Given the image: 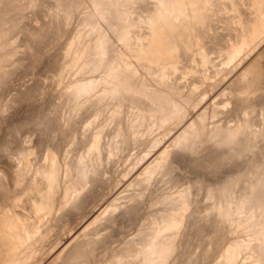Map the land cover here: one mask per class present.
Here are the masks:
<instances>
[{"label":"rangeland","instance_id":"rangeland-1","mask_svg":"<svg viewBox=\"0 0 264 264\" xmlns=\"http://www.w3.org/2000/svg\"><path fill=\"white\" fill-rule=\"evenodd\" d=\"M9 1L7 0L12 6L16 5L17 7H11L8 17L4 20L5 24H0V30L10 26L8 30L10 35L6 32L7 30L3 29L7 35H4L5 40L4 38H2L3 41L0 39V45L1 42L3 44L0 46V250L3 247L4 235L8 233L10 237L15 239L13 240L14 245L17 244L18 250L21 247V250H23L21 253L24 252L21 256V258L24 257V260L19 259V257L14 258L16 255L20 256L21 254L19 251L15 252L14 249L17 246H14L15 248L12 249L14 250L12 251L13 256L10 254L13 260L9 256L8 261L10 259L13 263L16 259V263L13 264H43L46 259L44 257L48 255L46 253L48 250L55 247L51 254L56 251L53 256H57L60 252L59 246L57 247L58 242L79 230L80 223L81 225L85 223L84 226L87 225L92 219L90 215L93 211L99 213L110 203V192L113 188L112 185L116 183V179L119 180L120 177H125L126 172L128 174L131 172L130 169H135L134 166L138 165L137 161L140 163L142 160L140 157L147 154L151 145L160 135L167 136L180 129L182 125L178 127V123L184 122V119H187L193 112L189 108L194 110L195 104L201 97L206 96V93L209 94L208 91L211 94L212 89L216 90L220 87L222 85L220 82H225L226 76L231 72L230 69L233 70L232 65L237 64H234V62L242 60L244 56H241L242 59L239 57L240 59L236 58L235 61L233 60L234 62H226L225 64L229 46L225 44L223 47H226L227 50H224L223 44L217 42L218 45H216L217 43L210 42L211 45L207 44L205 46L207 56L210 54L208 56L210 63L208 64L207 61L206 65L208 67L205 69L206 65L203 68L202 65L198 66L199 64L197 65L192 60V58L198 60L199 56L197 55L199 54L196 51L200 48L194 45L191 48L183 47V50L184 48L185 50L183 51L181 48V54L179 52L182 55L180 56V63L176 61L178 65L175 62L170 64L172 66L170 69L169 67L164 69L165 66L170 65L163 63V67L162 62L158 63L160 67L156 63H154L155 67L150 63L146 65L140 63L138 65L140 66V75L135 78H139L140 82H144L143 86L147 87L145 90H143V86L139 85V88H135L127 83L117 93L109 90V88L118 85V79L123 74L118 67L122 66L125 61L126 63L127 61L130 62L131 59V57L127 58L126 56L128 54L133 55V60L137 55L136 53H138V50L134 53L137 46H134V43L139 44L137 41L147 29L146 23L143 27L140 24L143 14L150 11L148 0H121L114 3L117 8L120 7V10L116 9L117 11L121 12L125 9L124 12L128 13L129 16L126 22L130 21L128 26L130 33L128 31V35H126L128 38L122 36L121 29H124V22L121 19H114L113 16L116 12L112 13L110 11L105 27L109 31L106 40L112 39V42L107 41L102 48L94 42L96 38L94 31L89 30L92 25H90L91 20H88L89 16H87L88 13L90 15L88 0L87 4L86 0H40L37 8L27 9V11L25 7L23 8L27 0ZM127 2L128 4H126ZM134 2L138 3L137 6ZM70 3H72V6ZM83 8L86 10H83ZM131 10L132 13L129 14L128 11ZM35 18L36 21L39 20L41 28L40 26L36 28ZM41 23H43V26ZM39 28L40 30H38ZM217 33L218 36L222 35L221 32ZM121 36L122 39L123 37L125 40L130 39L128 44L133 45L130 46V53L125 50L129 46L126 43L128 40L126 42L123 41L124 39L116 40ZM71 41L74 42L73 47H70ZM2 46L4 47L2 48ZM89 46L90 48H88ZM216 46L222 48H219L221 52ZM13 47L15 48L12 49ZM122 47L126 52L121 51ZM104 50H107V52ZM113 50H116L117 53ZM118 50H120V54ZM92 51L95 53L93 54ZM15 53L18 54L14 55ZM83 53L87 55L85 56ZM104 53H106V57ZM82 56L83 60L85 58L84 61L81 59ZM219 57L223 62H220ZM97 58L98 61L95 60ZM118 63L121 65L119 64V66ZM143 65L145 67L151 65L150 67L153 66V69L150 68V71L147 72L148 67L145 69ZM174 66H176V70ZM225 67L226 72H224ZM201 69L206 76L202 75ZM204 70H207L208 74L204 73ZM143 72H145V76ZM126 74L128 73L124 72V75ZM141 74L143 75L141 76ZM124 75L123 78H127ZM219 76L222 77V80ZM224 76L225 79H223ZM205 77L206 79L208 77V80ZM215 79L220 80V82ZM236 79L234 80L235 83L230 84V87L228 86L224 92L222 91L223 88L221 89L223 95H221V91L220 93L217 92L218 97H216L217 94L213 97L214 102L203 113L204 115L202 114L196 121L199 123L201 121L200 127H202L198 128L197 136H194L195 134L191 135L192 137L189 136V139L192 140L193 136L197 138L199 134L204 136L207 133L205 139L199 135V138H193L195 139L193 141L184 140L185 144L182 142L174 143L176 146L172 144L173 147H171L174 148L175 154L171 153L173 155L170 154L168 159L162 158L164 162L162 160L161 162L155 161L152 166L156 171L153 174L144 172L143 176L139 178L142 181L138 179L143 186L140 182L138 183L137 179L130 182L132 190L131 187L127 186L130 189L126 188L123 198L118 199L119 202L122 201V208H118L117 212L109 210L110 213H114L112 215L109 212L102 214L85 231L83 230L84 232H81L51 264H123L124 261V264H128V262L130 264L131 260L132 264H150L147 256L140 257L137 259L138 261L134 262L131 254L135 250L137 251L144 241L156 238L154 231L157 228H162V231H164L159 236L162 240L159 238L156 242L159 248L161 246L163 248L165 242H167L166 245L172 240L174 242L175 239L172 237L177 240L172 244V250L170 249L172 254L167 249H161L162 254L165 253L163 254L165 257L170 255L167 258L168 260L165 258L167 260L165 262L168 264H216L220 255L231 242L237 243L236 241H239L236 240L237 238L241 239L245 236L242 227L236 229V222L234 221L237 220L235 216H238L241 212L244 213L242 210L245 208L238 210L240 204L236 197L240 194L254 192L258 186L262 188L261 193L264 192V91L261 94L254 93L246 96L239 93L241 81L239 77ZM149 81H152V83H147ZM236 81H239V84ZM205 88L207 91H205ZM227 90L228 93L225 95ZM185 91L188 92L186 95ZM244 96L247 98L246 100ZM174 97L180 98L176 99ZM227 100L230 101V104ZM176 103L178 104L176 105ZM191 117L192 115L189 119ZM207 118L208 120L205 121ZM239 125L241 135L237 138V140L239 139L236 143L238 145L234 143L235 147L233 144L231 145L233 142L225 140L222 135L219 138V134L224 133L226 129L229 130V127L232 129V126L236 128ZM121 133L123 134L121 135ZM213 133L216 134L215 137L218 135L216 140ZM100 134H103L102 137ZM96 137L98 139L101 137L100 139H103V141L96 144L97 151H94V149L91 151L90 147L95 143ZM211 137H213V140ZM200 138H203V140L201 141ZM237 140L233 141L236 142ZM245 141L251 143H245ZM253 141L257 145L252 144ZM191 142L194 143H192L194 147H192ZM241 142L245 144V147ZM246 146L250 149L248 150ZM186 148L192 150L188 149L187 151ZM193 148H196V150ZM198 148L199 150H197ZM246 149L248 151H245ZM165 162L166 164H163ZM156 163L163 164V166L161 165L163 169L162 167L157 168L159 166ZM81 165L89 166L87 168L88 179L84 180L85 182L88 181L87 183L83 180L73 181L85 168ZM132 167L134 168L132 169ZM124 170L127 171L124 172ZM144 175H148L150 178L146 179ZM154 175L156 179L152 180ZM120 179L123 180V178ZM147 180L148 182H146ZM260 181L262 186L259 185ZM136 183L138 184L136 185ZM145 183L150 185L146 187L147 184L145 185ZM107 188L110 189L107 190ZM141 188L142 191H140ZM129 190L134 191L129 192ZM138 193L139 195H137ZM132 195H134V198ZM232 195L237 196L234 198ZM130 197H132L131 200L127 202ZM232 198L236 199L235 202L239 205L235 203L237 204L235 206ZM130 201H132V205H130ZM227 207H229V212L230 209L234 208V210H231L233 213L230 214L239 213L234 216L229 215ZM249 208L246 206L248 212L246 210L244 215H240L242 219H249ZM224 211L227 213H224ZM223 213L226 216H223ZM177 215L178 217L183 216L182 219H185L184 223L186 225L183 223V228L176 225L178 224L177 219H175ZM222 216L223 218H221ZM163 221L164 223H162ZM170 222H174V224ZM170 225H172V228H170ZM226 229L227 231H225ZM229 229L233 233L230 231L229 233ZM1 230H6V233H1ZM165 239L167 240L165 241ZM176 242L177 250L175 247ZM133 243L135 245L139 244L134 247ZM173 249H175V253H173ZM247 250L248 252H246ZM120 253L122 255H119ZM250 259V249L246 248L235 253L232 257H226L221 264H248L247 262L251 261ZM17 260H21L22 263L21 261L17 262ZM165 262L164 264H167ZM4 263H7V261ZM4 263H1L0 260V264Z\"/></svg>","mask_w":264,"mask_h":264},{"label":"bare ground","instance_id":"bare-ground-1","mask_svg":"<svg viewBox=\"0 0 264 264\" xmlns=\"http://www.w3.org/2000/svg\"><path fill=\"white\" fill-rule=\"evenodd\" d=\"M9 1V0H8ZM21 1H23V0H21ZM43 1V0H42ZM59 1V0H58ZM83 1V0H82ZM89 1V3L88 4H90V6H89V8H90V15H88L87 14V16H89V18H88V20H91L90 21V25H92V27L90 26L89 27V30H91V31H94V33H95V40H94V42H96L98 45H100L101 46V48L102 47H104V45H105V43L107 42V41H110V42H112V39L110 40H106V37H108V28L106 29V27H105V22H106V20H108V17L110 16L109 14H110V11H112V13H114V12H116L115 13V15L113 16L114 17V19H121V21H123L124 22V24H123V28L124 29H121L122 30V32H123V35L122 36H126V35H128V26H129V22H126V19H127V17L129 16L128 15V13L127 12H124L125 11V9H123L124 11H121V12H119V11H117L116 9H119L120 10V7L119 8H117V5L115 6V2H118V1H121V0H88ZM87 0H86V4H87V2H88ZM123 1V0H122ZM129 1V0H128ZM132 1H136V0H132ZM10 2V1H9ZM12 2H13V0H12ZM40 2V0H27V2H26V4L23 6V8L25 7L26 8V11H27V9L28 10H30L31 8H37L38 6V3ZM15 3H16V1H15ZM20 3V2H19ZM56 3H57V1H56ZM65 3V2H64ZM83 3V2H82ZM81 3V4H82ZM135 3V2H134ZM141 3H143V2H141ZM150 3V4H149ZM13 4V3H12ZM16 4H18V3H16ZM71 4V6H72V3H70ZM75 4V3H74ZM113 4H114V6H113ZM121 4V3H120ZM125 4V3H124ZM126 4H128V2L126 3ZM132 4H133V2H132ZM138 4V3H137ZM137 4L135 3V6H137ZM139 4H140V1H139ZM144 4H145V2H144ZM148 9H149V6H150V11L148 12V13H142L143 14V18L141 19V17L139 18V21H140V19H141V24L140 25H142L141 27H143V25L146 23L147 24V27L146 26H144V27H146L147 29H145V33L143 34V35H141V39L139 38V41H137L139 44H136V43H134V46L135 45H137L136 46V50L134 51V53L135 52H137V50H138V53H136L137 55H136V57H134V59L132 60V56L133 55H130V54H128L126 57L128 58H130L131 57V59H130V62L129 61H127V63H126V61H125V63L122 65V66H120L121 64L120 63H118V65L120 66V67H118V69H120L121 71H122V73L123 74H121L122 76L121 77H119L120 79H118V85L117 86H112V87H108L109 88V90H112V91H114V92H117L118 93V91H120L119 89H121L122 87H124L125 85H127V83L129 84V85H131L132 87H135V88H137L139 85L142 87L143 86V81L142 82H140V79L139 78H135L136 76H138V75H140L139 74V67L140 66H138L140 63H143V64H153V66L155 67V65H154V63H156V64H160L161 62H162V65H163V63L164 64H173L174 62H175V64H177L178 65V63H180L179 62V60H181V57L180 56H182V55H180L181 54V52H180V50H181V48H182V50H183V47H190L191 48V46H196L197 48H200V49H198L196 52L199 54V55H197L196 53V55L197 56H199V58H197L198 60L196 61V59H194V58H192V60H194V62L198 65V66H200V65H202L203 66V68L205 67V65L207 64V61L209 60L208 59V56H210V54L207 56V52H206V50H205V46H207V44L208 45H211L210 44V42H212V43H219V44H223L222 45V47L223 46H225V44H226V46H229V48H228V53H226V61H225V64H226V62H231V61H233L234 59H236V58H238V59H240L241 58V56H244V57H242L241 59L242 60H236L237 62H234V64L235 63H237L235 66L234 65H232L233 67H231V68H233V70H231L230 68V74L228 75V76H226L227 78L225 79V76H224V78L223 79H225V82H223V83H221L220 82V80H222V77H220V80H218L219 79V77H218V79H215V80H218V82H220V84H222L220 87H218V88H216V90H214V89H212V93L210 94V91H208L209 92V94L208 93H206L205 91H207V89L205 88V95L206 96H203V97H201L200 98V100L197 102V104H195V109L193 110L192 108H189L190 110H192L191 112V114L190 113H188V114H190L189 115V117L192 115V117L189 119V117L187 118V119H184V122H179L178 123V127H180L181 125H182V127L180 128V129H178V130H176L175 132H173V133H171L170 135H167V136H165V135H160V137L158 138V139H156L155 140V142L151 145V147L149 148V150H148V152H147V154L146 155H142L140 158L142 159L141 161H140V163L137 161V163H138V165H135L134 167H135V169H133L134 167H132V169L133 170H131L130 169V171L131 172H129L128 174H127V170L125 171L124 170V172H126L124 175H125V177H120V178H123V180H121L120 178H119V180H117L116 179V183L114 184V185H112L113 186V188L110 186V188H112V191L110 192V195H111V199H109V201H110V203L106 206V207H104L103 208V210L101 211V212H97V211H93L92 212V214L90 215V218H92L90 221H89V223H87V225H85L84 226V224L83 225H81V223L79 224V227H80V229L79 230H77V231H75L74 233H72V234H70V235H68V236H66L65 238H63L62 239V241H59L58 242V244H57V247L59 246V248L58 249H60V252H59V254H57V256H53L55 253H56V251L53 253V254H51V252L54 250V248L53 249H50V250H48L46 253H48V257L46 256V257H44V258H46L45 260H44V262H43V264H51V262H53L54 260H56V258H58V256H60L61 255V253L65 250V248L67 247V246H69L70 244H71V242L75 239V238H77L80 234H81V232H84L85 230H86V228L92 223V222H94L95 220H97L102 214L104 215L105 214V212H106V214H107V212H109V210H115L116 212L118 211V208L120 209V207L123 205V204H121V202H119L118 201V199H121V197L123 198V195H124V192L129 188V187H131V184H130V182L132 181V180H134V179H139V178H141L142 176H143V173L144 172H146L147 174H153L154 173V171H156V169L154 170V167L152 166V164H154V162L155 161H159V162H161V160L163 161V159L162 158H166V159H168V156L171 154V153H174L175 154V152H174V148H172L173 147V145L172 144H174V143H176V144H178V143H180V142H182L183 144H185V142H183L184 140H191V138L189 139V136L190 137H192L191 135H194V136H197L196 134H198V133H196L197 132V130H198V128L200 127V123H201V121H200V123L199 122H196V121H198V118H200L201 117V115L204 113V112H206V110L209 108V106L214 102L213 101V97H215V95L217 94V92H219L220 93V91H221V89L223 88V92H224V90L225 89H227L228 88V86L231 84V85H233L232 83H235V79L236 78H240V81H241V88H239L240 89V91H239V93H242V94H244V95H246V96H249V95H251V94H254V93H260L261 94V92H263L264 91V0H148ZM83 5H84V3H83ZM123 5V4H122ZM14 6V5H13ZM10 3H8L7 2V0H0V24L1 25H4L5 23V19L8 17L7 15L10 13V9H11V7H13ZM56 6V5H55ZM58 6V5H57ZM75 6V5H74ZM146 6V5H145ZM14 7H17L16 5L14 6ZM13 7V8H14ZM19 7V6H18ZM41 7V6H40ZM60 7H62V6H60ZM59 7V8H60ZM81 7H82V5H81ZM130 7V6H129ZM58 8V9H59ZM125 8V7H124ZM18 9H20V8H18ZM22 9V8H21ZM49 9V8H48ZM70 9V8H69ZM87 9H88V7H87ZM130 9V8H129ZM14 10V9H13ZM36 10V9H35ZM79 10V9H78ZM83 10H86L85 8H83ZM83 10H82V13H83ZM133 10V9H132ZM132 10L131 11H128L129 12V14H130V12L132 13ZM146 10V9H145ZM12 11V10H11ZM16 11H18L17 9H16ZM21 11V10H20ZM40 12V11H39ZM137 12V11H136ZM222 12H224L223 13V15H222ZM20 13H22V12H20ZM134 13V12H133ZM220 13H221V16H220ZM23 14V13H22ZM86 14V13H85ZM57 15V14H56ZM134 15V14H133ZM62 16V15H61ZM219 16V17H218ZM9 17H11V16H9ZM21 17V16H20ZM85 17H86V15H85ZM90 17H91V19H90ZM139 17V16H138ZM137 17V18H138ZM144 17H145V19H144ZM47 18V17H46ZM15 19H18V18H15ZM134 19V18H133ZM42 20V19H41ZM128 20H129V18H128ZM35 21H36V18H35ZM85 21H87V20H85ZM138 21V22H139ZM33 22V21H32ZM40 22H39V20L38 21H36V24H35V26H36V28H38L39 26H40V24H39ZM80 23V22H79ZM42 24V26H43V23H41ZM56 24V23H55ZM65 24V23H64ZM86 24H87V22H86ZM145 24V25H146ZM85 25V24H84ZM109 25V24H108ZM134 25H136V24H134ZM140 25H138V26H140ZM52 26V25H51ZM65 26V25H64ZM86 26V25H85ZM112 26H113V24H112ZM2 27H5V26H2ZM25 27V26H24ZM49 27V26H48ZM84 27V26H83ZM88 27V26H87ZM86 27V28H87ZM135 27V26H134ZM9 28H10V26L9 27H7L6 29H4L8 34H9V32H8V30H9ZM27 28V27H26ZM40 28H41V26H40ZM40 28L38 29V30H40ZM54 28H55V26H54ZM85 28V27H84ZM116 28V27H115ZM139 28V27H138ZM3 29L2 30H0V39L2 40V38H4V40H5V31H3ZM44 29V28H43ZM130 29H131V27H130ZM17 30V29H16ZM32 30V29H31ZM111 30V29H110ZM19 31V30H18ZM21 31V30H20ZM28 31H30V30H28ZM81 31V30H80ZM142 31V30H141ZM50 32V31H49ZM83 32V31H82ZM90 32V31H89ZM113 32H114V30H113ZM217 32H221L222 33V35H220V36H218L219 34L217 33ZM81 33V32H80ZM85 33V32H84ZM84 33H82V34H84ZM129 33H130V31H129ZM38 34V33H37ZM48 34V33H47ZM57 34V33H56ZM7 35V34H6ZM10 35V34H9ZM29 35V34H28ZM90 35V34H89ZM112 35H113V33H112ZM46 36V35H45ZM81 36V35H80ZM93 36V35H92ZM119 36H120V34H119ZM122 36H121V38L120 37H118V38H116V40L117 41H120L121 39H122ZM133 36H137V35H133ZM8 37V36H7ZM15 37V36H14ZM42 37H44V36H42ZM51 37V36H50ZM84 37H85V35H84ZM87 37V36H86ZM127 37V36H126ZM47 38V37H46ZM49 38V37H48ZM78 38H79V36H78ZM90 38H91V36H90ZM110 38V37H109ZM128 38V37H127ZM129 38H130V35H129ZM137 38V37H136ZM28 39V38H27ZM26 39V40H27ZM38 39V38H37ZM123 39H124V37H123ZM122 39V40H123ZM24 40V39H23ZM30 40H34V39H30ZM41 40V39H40ZM128 40V39H127ZM127 40H123V41H127ZM130 40V39H129ZM129 40H128V42H126L127 44L129 43ZM136 40V39H135ZM138 40V39H137ZM3 41V40H2ZM8 41V40H7ZM45 41V40H44ZM74 41V40H73ZM73 41H71V43H70V47H73V45H74V42ZM80 41V40H79ZM122 41V42H123ZM6 42V41H5ZM9 42V41H8ZM12 42V41H11ZM27 42V41H26ZM30 42H33V41H30ZM40 42V41H39ZM51 42H52V39H51ZM77 42V41H76ZM109 42V43H110ZM135 42V41H134ZM13 43V42H12ZM14 43L16 44V42L14 41ZM119 43V42H118ZM218 43L216 44V45H218ZM23 44V43H22ZM29 44V43H28ZM41 44V43H40ZM86 44V43H85ZM92 44H95V43H92ZM123 44H125L124 42H123ZM122 44V45H123ZM130 44H132V42H130ZM1 45H3L2 44V42H1ZM0 45V46H1ZM121 45V46H122ZM129 45V44H128ZM214 45V44H213ZM221 45H219V46H221ZM8 46V45H7ZM10 46H12V45H10ZM19 46V45H18ZM80 46V45H79ZM94 46V45H93ZM120 46V45H119ZM125 46V45H124ZM127 46V45H126ZM130 46H133V45H129V46H127V49L125 48V50L127 51V52H129L130 51ZM219 46H216V47H218V50H219V52H221V50L220 49H222V48H220ZM4 46H2V48H3ZM92 47V46H91ZM109 47V46H108ZM129 47V48H128ZM138 47V48H137ZM211 47V46H210ZM215 47V46H214ZM15 47H13L12 49H14ZM88 48H90V46L88 47ZM87 48V49H88ZM95 48H96V46H95ZM95 48H94V51H95ZM110 48H112V47H110ZM109 48V49H110ZM132 48V47H131ZM196 48V49H197ZM220 48V49H219ZM224 48V47H223ZM104 49V48H103ZM115 49V48H114ZM129 49V50H128ZM134 49V48H133ZM193 49V48H192ZM207 49V48H206ZM226 49V47L224 48V50ZM22 50V49H21ZM73 50V49H72ZM78 50V49H77ZM124 50V48L122 47L121 48V51H125ZM184 50H185V48H184ZM183 50V51H184ZM208 50V49H207ZM227 50V49H226ZM18 51V50H17ZM16 51V52H17ZM88 51H89V49H88ZM94 51H92L93 52V54L95 53ZM97 51V50H96ZM101 51V50H100ZM104 51H106L107 52V50H104ZM114 52H116L117 53V51L116 50H113ZM119 52V54H120V50H118ZM125 51V52H126ZM187 51V50H186ZM185 51V52H186ZM194 51V50H193ZM210 51V50H209ZM223 51V50H222ZM13 52H15V50H13ZM81 52H82V50H81ZM84 52V51H83ZM91 52V51H90ZM179 52H180V54H179ZM188 52V51H187ZM189 52H190V50H189ZM227 52V51H226ZM86 53H87V50H86ZM84 54L85 56L87 55V54ZM102 53H103V51H102ZM130 53V52H129ZM133 53V52H132ZM133 53V54H134ZM191 53H193V52H191ZM209 53V52H208ZM225 53V52H224ZM4 54V53H3ZM16 54H18V53H15L14 55H16ZM74 54V53H73ZM82 54V55H83ZM108 54V53H107ZM112 54V53H111ZM122 54H124V53H122ZM183 54V53H182ZM185 54V53H184ZM219 54H221V53H219ZM83 55V56H84ZM98 55H99V53H98ZM104 55H105V57H106V53H104ZM125 55V54H124ZM186 55V54H185ZM12 56V55H11ZM79 56V55H78ZM83 56L81 57V59L83 58ZM94 56V55H93ZM121 56V55H120ZM220 57H222L221 55H219ZM225 56V55H224ZM99 57H101V56H99ZM219 57V58H220ZM240 57V58H239ZM14 58V57H13ZM71 58V57H70ZM74 58V57H73ZM87 58H89V57H87ZM90 58H91V56H90ZM103 58V57H102ZM109 58V57H108ZM210 58V57H209ZM80 59V60H81ZM221 59V58H220ZM72 60H74V59H72ZM83 60V59H82ZM84 60H85V58H84ZM83 60V61H84ZM91 60V59H90ZM92 60H94V59H92ZM95 60H97L98 61V58L97 59H95ZM107 60V59H106ZM115 60V59H114ZM129 60V59H128ZM88 61H89V59H88ZM87 61V62H88ZM102 61V60H101ZM176 61H178V63H176ZM96 62V61H95ZM95 62H93V63H95ZM104 62V61H103ZM107 62V61H106ZM123 62H124V60H123ZM220 62H223L222 61V59L220 60ZM232 62V63H233ZM83 63V62H82ZM98 63H100V62H98ZM210 62L208 61V64H209ZM76 64H78V62H76ZM86 64V63H85ZM159 64L157 65V66H159ZM174 64V65H175ZM195 64V65H196ZM227 64H230V63H227ZM81 65V64H80ZM96 65H97V62H96ZM103 65V64H102ZM105 65V64H104ZM145 65H143V68L145 67ZM230 65V66H231ZM95 66V65H94ZM100 66H101V64H100ZM151 65H149V66H146V67H148V69H147V72H149L150 71V68H152L153 69V66L152 67H150ZM201 66V67H202ZM146 67H145V69H146ZM160 67V66H159ZM163 67H164V65H163ZM168 67H169V69H170V67H172L171 65L170 66H165L164 67V69L165 68H167L168 69ZM175 67V70L177 69L176 68V66H174ZM173 67V68H174ZM208 66L206 65V67H205V69L207 68ZM2 68V67H1ZM91 68V67H90ZM142 68V67H141ZM162 68V67H161ZM172 68V69H173ZM228 68V67H227ZM163 69V68H162ZM113 70V69H112ZM144 70V69H143ZM193 70V69H192ZM192 70H190V71H192ZM202 70V69H201ZM200 70V71H201ZM6 71V70H5ZM80 71V70H79ZM111 71V70H110ZM119 71V70H118ZM120 71V72H121ZM140 71H142V70H140ZM151 71H153V70H151ZM161 71H163V70H161ZM205 71V70H204ZM207 71V70H206ZM204 72V73H207L208 74V72ZM220 71V70H219ZM218 71V72H219ZM228 71V70H227ZM8 72V71H7ZM81 72H84V71H81ZM119 72V73H120ZM124 72H126V73H128L130 76L128 77V74H126V75H124ZM145 72H146V70H145ZM145 72H143L144 73V76H145ZM146 72V73H147ZM155 72V71H154ZM221 72V71H220ZM224 72H226V67H225V70H224ZM9 73V72H8ZM142 73V72H141ZM153 73V72H152ZM167 73V72H166ZM222 73H223V71H222ZM222 73H220L222 76H223V74ZM78 74V73H77ZM81 74V73H80ZM148 74V73H147ZM169 74V73H168ZM218 74V73H217ZM225 74H227V73H225ZM8 75V74H7ZM120 75V74H119ZM123 75L124 76H127V78H123ZM143 74H141V76H142ZM149 75H150V73H149ZM202 75H205L206 76V74H203V70H202ZM201 75V76H202ZM106 76V75H105ZM110 76H111V74H110ZM147 77H149L148 75H146ZM164 76H166L165 74H164ZM114 77V76H113ZM162 77H163V75H162ZM81 78H82V76H81ZM110 78V77H109ZM141 78V77H140ZM144 78V77H143ZM164 78V77H163ZM162 78V79H163ZM83 79V78H82ZM202 79H204L203 78V76H202ZM201 79V80H202ZM205 79H206V77H205ZM107 80V79H106ZM164 80V79H163ZM162 80V81H163ZM206 80H208V77H207V79ZM206 80H204L205 82H206ZM237 80V79H236ZM79 81V80H78ZM129 81V82H128ZM74 82V81H73ZM154 83H155V81H153ZM211 82V81H210ZM236 82H238V84H239V81H236ZM115 84H116V82H114ZM147 83H152V81L150 82H147ZM216 83V82H215ZM162 84H164V82H162ZM90 85V84H89ZM161 85V84H160ZM214 85H216V84H214ZM151 86H154V85H151ZM206 86V85H205ZM68 87V86H67ZM107 87V86H106ZM128 87V86H127ZM155 87V86H154ZM174 87V86H173ZM216 87H217V85H216ZM230 87V86H229ZM72 88V87H71ZM87 88V87H86ZM105 88V87H104ZM134 88V90H136ZM139 88V87H138ZM145 88H147V87H145V86H143V90H145ZM153 88V87H152ZM161 88H163V87H161ZM197 88H199L198 86H197ZM212 88V87H211ZM232 88V87H231ZM127 89H129V88H127ZM148 89H150V88H148ZM168 89H170L169 87H168ZM238 89V88H237ZM123 90V89H122ZM142 90V89H141ZM155 90V89H154ZM171 90V89H170ZM176 90V89H175ZM209 90V89H208ZM214 90V91H213ZM128 91V90H127ZM150 91V90H149ZM156 91V90H155ZM154 91V92H155ZM161 91H162V89H161ZM164 91V90H163ZM169 91V90H168ZM167 91V92H168ZM173 91H174V88H173ZM221 91V95H223V92ZM105 92V91H104ZM145 92H147V91H145ZM144 92V93H145ZM175 92V91H174ZM173 92V93H174ZM179 92V91H178ZM64 93V92H63ZM62 93V94H63ZM122 93V92H121ZM130 93V92H129ZM151 93H152V91H151ZM169 93V92H168ZM183 93V92H182ZM182 93H180V94H182ZM185 93V95H186V93H188V92H184ZM189 93H190V91H189ZM203 93V92H202ZM226 93H228V90H227V92H225V95H226ZM114 94V93H113ZM154 94V93H153ZM171 94V93H170ZM176 94H179V93H176ZM179 94V95H180ZM93 95H95V94H93ZM110 95V94H109ZM149 95V94H148ZM185 95H183V96H185ZM194 95V94H193ZM87 96V95H86ZM114 96V95H113ZM151 96H152V94H151ZM182 96V97H183ZM188 96V95H187ZM189 96H190V94H189ZM231 96V95H230ZM230 96H229V98H230ZM112 97V96H111ZM171 97V96H170ZM195 97V96H194ZM216 97H218V94L216 95ZM245 97V96H244ZM113 98V97H112ZM156 98V97H155ZM165 98V97H164ZM174 98H176V97H174ZM178 98H180V97H178ZM178 98H176V99H178ZM252 98V97H251ZM255 98H256V96H255ZM148 99V98H147ZM169 99V98H168ZM216 99V98H215ZM227 99V98H226ZM231 99V98H230ZM229 99V100H230ZM247 98L245 97V100H246ZM166 100V99H165ZM171 100H172V98H171ZM254 100V99H253ZM173 101H174V99H173ZM228 101V100H227ZM226 101V102H227ZM168 102V101H167ZM171 102V101H170ZM192 102H193V100H192ZM191 102V103H192ZM225 102V101H224ZM229 102V104H230V101H228ZM245 102V101H244ZM174 103V102H173ZM178 103H176V105H177ZM225 104V103H224ZM233 104V103H232ZM176 105H174L175 107H177ZM184 105V104H183ZM192 105V104H191ZM225 105H227V104H225ZM224 105V106H225ZM160 106V105H159ZM173 106V107H174ZM162 107V106H161ZM178 107H179V105H178ZM183 107V106H182ZM226 107V106H225ZM229 107V106H228ZM160 108V107H159ZM211 108V107H210ZM161 109V108H160ZM163 109H164V107H163ZM187 109V108H186ZM118 110V109H117ZM190 110H188V111H190ZM213 110V109H212ZM221 110V109H220ZM254 110V109H253ZM162 111V110H161ZM175 111V110H174ZM178 111V110H177ZM176 111V112H177ZM248 111V110H247ZM182 112V111H181ZM230 112V111H229ZM264 112V111H263ZM185 114V113H184ZM148 115V114H147ZM204 115V114H203ZM206 115H208V114H206ZM220 116H222V115H220ZM180 118V117H179ZM203 118V117H202ZM182 120H183V118H182ZM181 120V121H182ZM202 120V119H201ZM208 120V118L205 120V121H207ZM247 120V119H246ZM203 123V122H202ZM206 123V122H205ZM204 123V124H205ZM244 123H245V121H244ZM248 123V122H247ZM246 123V124H247ZM264 123V122H263ZM260 124V123H259ZM261 124H262V122H261ZM229 125V124H228ZM236 126V125H235ZM262 126V125H261ZM210 127V126H209ZM200 128H202V127H200ZM216 128V127H215ZM228 128V127H227ZM232 129H230V127L228 128L229 130H227L226 129V131L224 132V133H221V134H219V138L221 137V135L223 136L222 138H224L225 140H228V141H230V142H233V143H231V145L233 144V146H234V143L236 144L237 142H238V140H237V138L239 137V135H241V131H240V125L238 126V127H236V128H234L233 126L231 127ZM205 129V128H204ZM222 129V128H221ZM243 129V128H242ZM211 130V129H210ZM217 130V129H216ZM223 130V129H222ZM220 131V130H219ZM118 132V131H117ZM198 132H199V130H198ZM211 132H212V130H211ZM210 132V133H211ZM221 132V131H220ZM252 132V131H251ZM119 133V132H118ZM201 133H202V131H201ZM209 133V135H211ZM217 133V132H216ZM219 133V132H218ZM217 133V134H218ZM247 133V132H246ZM123 133H121V135H122ZM205 134V133H204ZM214 134V133H213ZM250 134V133H249ZM101 135H103V134H100V136ZM200 135V134H199ZM199 135H198V137L196 138V137H194L193 136V138H195V139H198L199 138ZM202 135V134H201ZM200 135V136H201ZM205 135H207V133L205 134ZM205 135L204 136H201V137H204V139H205ZM215 135L216 134H214V137H215ZM99 136V135H98ZM218 136V135H217ZM215 137L214 139L216 140V138H218V137ZM102 137V136H101ZM100 137V138H101ZM249 137V136H248ZM99 138V139H100ZM192 138V140L191 141H193V140H195V139H193ZM208 138V136L206 137V139ZM212 138V140H213V137H211ZM221 138V139H222ZM241 138H243V137H241ZM97 137H96V139H95V143L92 145V147H90V149H92L91 151H93V149H94V151H97L96 150V147H97V145L96 144H100L102 141H103V139H100L99 140ZM201 139V141L203 140V138H200ZM199 139V140H200ZM209 139H210V136H209ZM257 139V138H256ZM199 140L197 141V145H198V142H199ZM233 140H237L236 142L235 141H233ZM241 140H243V139H241ZM258 140V139H257ZM257 140H255L256 142H257ZM207 141H209V140H207ZM255 141H253L252 142V144L254 143L255 145H257L256 143H255ZM152 142V141H151ZM190 142V141H189ZM203 142H205V141H203ZM226 142V141H225ZM243 142H244V140H243ZM248 142H250V141H248ZM247 141H245V143H248ZM261 142V141H260ZM193 142H191V144H192ZM202 143V142H201ZM242 143V142H241ZM240 143V144H241ZM251 143V142H250ZM258 143V142H257ZM187 144V143H186ZM190 144V145H191ZM194 144V143H193ZM193 144H192V147H194L193 146ZM225 144V143H224ZM244 143H242V145H243ZM259 144V143H258ZM96 145V146H95ZM104 145V144H103ZM175 145V144H174ZM188 145V144H187ZM189 145V146H190ZM197 145H195V146H197ZM236 145H238V144H236ZM247 145V144H246ZM249 145V144H248ZM95 146V148H93ZM172 146V147H171ZM176 146V145H175ZM174 146V147H175ZM182 146V145H181ZM205 146V145H204ZM244 147H245V144L243 145ZM250 146H251V144H250ZM249 146V147H250ZM253 146V145H252ZM102 147V146H101ZM100 147V148H101ZM178 147V146H177ZM180 147V146H179ZM183 147V146H182ZM185 147H186V145H185ZM228 147V146H227ZM235 147V146H234ZM247 147V146H246ZM99 148V149H100ZM184 148V147H183ZM191 148V147H190ZM190 148H188L189 150H192V149H190ZM200 148V147H199ZM199 148L197 149V150H199ZM241 148V147H240ZM98 149V148H97ZM178 149H180V148H178ZM187 149V148H186ZM188 149H187V151H188ZM194 149V148H193ZM245 149V148H244ZM247 149H248V147H247ZM245 150V151H248V150ZM252 149V148H251ZM184 150V149H183ZM194 150H196V148L194 149ZM243 150V149H242ZM89 151V150H88ZM90 151V152H91ZM173 151V152H172ZM176 151V150H175ZM179 151H181V149L179 150ZM194 152V151H193ZM92 153V152H91ZM144 153V152H143ZM178 154H180L179 152H177ZM240 153H241V151H240ZM239 153V154H240ZM244 153H247V152H244ZM244 153H242V154H244ZM185 154H187V153H185ZM171 155H173V154H171ZM191 156V155H190ZM177 157H178V155H177ZM240 157H241V155H240ZM239 157V158H240ZM244 157V156H243ZM173 158H174V156H173ZM170 159H172L171 157H170ZM194 159V158H193ZM168 161V160H167ZM166 161V162H167ZM164 162V161H163ZM166 162L165 163H163V164H166ZM260 162V161H259ZM136 164V163H135ZM159 167H157V168H161L162 166H163V164H161V165H159L158 163H156ZM90 165V164H89ZM156 165V166H157ZM81 166H84V165H81ZM80 166V168L82 169V167ZM92 166V165H91ZM155 166V165H154ZM261 166V165H260ZM85 168L80 172V174H78L77 175V178H75V179H73V181L75 180V181H78V180H86V178L89 176V174H88V170H87V168L89 167H86V166H84ZM262 167V166H261ZM91 168H94V167H91ZM80 169V170H81ZM90 169V168H89ZM162 169H163V167H162ZM129 170V169H128ZM157 170H159V169H157ZM257 170V169H256ZM94 171V170H93ZM261 171V170H260ZM159 172V171H158ZM157 172V173H158ZM145 173V174H146ZM260 173V172H259ZM264 173V172H263ZM93 174V173H92ZM155 174H156V172H155ZM157 176H158V174H157ZM76 177V176H75ZM146 177V179L147 178H150V177H148V175L146 176V175H144V178ZM153 177V176H152ZM263 177V176H262ZM154 178L156 179V177H155V175H154V177L152 178V180H154ZM255 178V177H254ZM258 178H259V176H258ZM77 179V180H76ZM88 179V178H87ZM91 180V179H90ZM140 180V179H139ZM138 180V183L140 182V181H142V180H140L139 181ZM151 180V181H152ZM253 180V179H252ZM257 180V179H256ZM260 180V179H259ZM92 181V180H91ZM118 181V182H117ZM81 182V181H80ZM85 182V181H84ZM88 181H86L85 183H87ZM146 182H148V180L146 181ZM252 182V181H251ZM79 183V182H78ZM138 183H136V185L138 184ZM141 184H142V182H140ZM151 183V182H150ZM82 184V183H81ZM147 183H145V185H146ZM251 184H253V183H251ZM255 184V183H254ZM256 184H257V182H256ZM79 185H80V183H79ZM83 185V184H82ZM134 185H135V183H134ZM133 185V186H134ZM140 185V184H139ZM150 184L148 183L147 184V186L146 187H148ZM259 185H261V181H260V184ZM81 186V185H80ZM127 186H129V187H127ZM141 186V185H140ZM139 186V187H140ZM142 186H143V184H142ZM141 186V187H142ZM252 186V185H251ZM250 186V187H251ZM262 186V185H261ZM136 187H138V186H136ZM255 187V186H254ZM256 187H257V185H256ZM77 188V187H76ZM109 188V189H110ZM127 188V189H126ZM108 188H107V190H109ZM130 189V188H129ZM140 189V188H139ZM246 189V188H245ZM131 190H132V187H131ZM134 190H136V189H134ZM133 190V191H134ZM239 190V189H238ZM252 190V189H251ZM261 190H262V188L261 187H259L258 186V188H255V191L254 192H249V193H247V194H240V195H238L237 193V197L236 196H233L234 198L236 197L239 201V204H240V207L238 208V210L241 208H244L242 211L244 212V213H240L238 216H235L236 217V219L237 220H234L235 222H236V229L238 228V227H242V229H243V232H245V236H243L241 239H239V238H237L236 240H239V241H236L235 239V241L237 242V243H232L231 242V244L224 250V252L222 253V255H220V258L218 259V261H217V263L216 264H221V262H223V259H225L226 257H232V256H234L235 255V253H237V252H239V251H241V250H244V249H246V248H248V249H250V253H251V261H249V262H247L248 264H264V192L262 191V193H261ZM133 191H130L129 190V192H133ZM136 191H138V190H136ZM140 191H142V188H141V190ZM249 191V190H248ZM128 193V192H127ZM222 193V192H221ZM245 193V192H244ZM233 194V193H232ZM107 195V194H106ZM127 195V194H126ZM137 195H139V193L137 194ZM141 195V194H140ZM71 196H72V194H71ZM70 196V197H71ZM133 196V198H134V195H132ZM109 197V196H108ZM128 198H129V196H127ZM136 197V196H135ZM137 197H139V196H137ZM131 198L132 197H130V199H127L128 201L127 202H129V200H131ZM234 198H232V199H234ZM124 200V199H123ZM125 200H126V198H125ZM134 200V199H133ZM235 200L236 199H234L233 200V204H235V203H237V202H235ZM135 201V200H134ZM237 201V200H236ZM126 202V203H127ZM131 202V204L130 205H132V201H130ZM123 203H124V201H123ZM187 203V202H186ZM125 204V203H124ZM129 204H127L129 207H130V205ZM135 204V203H134ZM133 204V205H134ZM238 204V203H237ZM237 204H235V206H237ZM238 204V205H239ZM120 205V206H119ZM218 205V204H217ZM232 205V204H231ZM230 205V206H231ZM184 206V205H183ZM234 206V205H233ZM246 206H247V208H249L250 209V212H249V214H248V217H249V219L247 220V219H245L244 217V219H242V217H240V215H244L245 213H246ZM123 207V206H122ZM121 207V208H122ZM186 207H188V205H186ZM232 207V206H231ZM128 208V207H127ZM228 208V213H229V215H232V216H234V215H237V213H239V212H235V214L233 215V214H230V213H233V212H231V210L233 209L234 210V208H232V209H230V212H229V207H227ZM181 209V208H180ZM179 209V210H180ZM237 209V208H236ZM185 210H186V208H185ZM227 210V209H226ZM225 210V211H226ZM114 211V212H115ZM121 211V210H120ZM173 211V210H172ZM188 211V210H187ZM224 211V213H227V212H225ZM236 211V210H235ZM241 211V210H240ZM111 212V211H110ZM109 212V213H110ZM121 212H123V211H121ZM121 212H118V213H121ZM126 212V211H125ZM124 212V213H125ZM168 212V211H167ZM179 212V211H178ZM184 212H186V211H184ZM247 212H248V210H247ZM113 213V212H112ZM112 213H110L111 215H112ZM123 213V214H124ZM173 213V212H172ZM224 213H223V216H226V215H224ZM114 214V213H113ZM116 214V213H115ZM122 214V213H121ZM120 214V215H121ZM174 214V213H173ZM176 214H178V213H176ZM188 214V213H187ZM171 215V214H170ZM181 215V214H180ZM222 215V214H221ZM220 215V216H221ZM228 215V216H229ZM183 216H184V214H183ZM182 216V217H183ZM223 216L221 217V218H223ZM232 216H231V218H232ZM165 217V216H164ZM182 217L181 216H179L178 217V215H177V218H175V219H177V221H178V224H176L177 225V227L179 226V228H181L184 224L186 225V223H184V220L185 219H182ZM238 217H239V219H238ZM89 218V219H90ZM167 218V217H166ZM173 218V219H174ZM168 219V218H167ZM170 219V218H169ZM171 219H172V217H171ZM170 219V220H171ZM186 219H187V217H186ZM227 219V218H226ZM171 221H173V220H171ZM233 221V220H232ZM176 222V221H175ZM186 222V221H185ZM227 222V221H226ZM162 223H164V221L162 222ZM165 223H166V221H165ZM168 223V222H167ZM171 224H174V222L172 223V222H170ZM177 223V222H176ZM184 223V224H183ZM215 223V222H214ZM213 223V224H214ZM225 224V223H224ZM228 224V223H227ZM148 225V224H147ZM163 225H165V224H163ZM229 225H231V224H229ZM151 226V225H150ZM172 225H170V228H172L171 227ZM174 226V225H173ZM1 227V226H0ZM159 227V226H158ZM185 227V226H184ZM4 228V227H3ZM84 228V229H83ZM165 228V227H164ZM178 228V229H179ZM183 228V227H182ZM225 228V227H224ZM232 228V227H231ZM230 228V229H231ZM235 228V227H234ZM2 229V228H1ZM166 229H168V228H166ZM230 229L228 230V232L230 231ZM233 229V228H232ZM231 229V230H232ZM84 230V231H83ZM163 229L162 228H157L156 229V231H154L155 232V237L156 238H154V239H150V240H148V241H144L143 242V244H142V246H140L139 247V249H137V251L135 250V252H131L132 254L131 255H133V261L135 262L138 258H140V257H144V256H147L148 257V261H150L149 263L150 264H164V262L165 261H167L168 259V257H170V255L167 257H165L163 254H165V253H163L162 254V250L161 249H164V250H168V251H170V249L172 250V244H174V242L175 241H177L176 240V238L175 237H172V238H174L175 239V241L173 242V240H172V242H170L168 245H166V243L167 242H165L167 239H165V246H163V248H162V246H161V248H159L158 246H157V244H156V242H157V239H159L160 237L159 236H161V233L162 232H164V231H162ZM169 230V229H168ZM173 230V229H172ZM217 230V229H216ZM224 230V229H223ZM222 230V231H223ZM6 231V230H5ZM5 231H2L1 230V233L2 232H5ZM169 231H171V230H169ZM168 231V232H169ZM221 231V230H220ZM225 231H227V229L225 230ZM225 231H223L224 233H226ZM179 232H180V230H179ZM227 232V233H228ZM230 232H232V231H230ZM229 232V233H230ZM6 233V232H5ZM173 233V232H172ZM174 233H176V232H174ZM233 233V232H232ZM8 233H6L4 236V241H3V247H2V250H0L2 253L0 254V260H1V263L3 262H6L7 261V263L8 262H10L11 264H13L14 262L16 263V259L19 257V259H23V258H21V256L23 255V253H21V251H23V250H21V247H20V249L18 250V246H17V244L16 245H14L15 243H14V241L13 240H15L14 238H12V237H10L9 236V234L7 235ZM148 234H149V232H148ZM169 234V233H168ZM2 235V234H1ZM146 235V234H145ZM153 235V234H152ZM151 235V236H152ZM176 235H177V233H176ZM163 236V235H162ZM165 236V235H164ZM172 236V235H171ZM175 236V235H174ZM178 236V235H177ZM176 236V237H177ZM216 236V235H215ZM179 237V236H178ZM177 237V238H178ZM238 237V236H237ZM146 238V237H145ZM150 238V237H149ZM180 238H181V235H180ZM179 238V239H180ZM161 239V238H160ZM143 240V239H142ZM155 240V241H154ZM162 240V239H161ZM232 240V239H231ZM230 240V241H231ZM162 241V242H163ZM170 241H171V239H170ZM233 241V240H232ZM159 243V242H158ZM179 243H180V241H179ZM134 244V243H133ZM137 244V243H136ZM139 244V243H138ZM138 244L137 245H133L134 247H136V246H138ZM16 248H15V247ZM156 246L159 248L158 250H157V248H156ZM177 246V242H176V245H175V247ZM179 246V245H178ZM219 247V246H218ZM13 248H15L14 250H15V252H20L21 254H20V256H15L14 258H16L15 260H14V262L12 263L11 262V260L9 259V261H8V258H9V256H11L10 254H12V251H14V250H12ZM52 248V247H51ZM134 250V249H133ZM176 250H177V247H176ZM129 251H130V249H129ZM173 253H175V249H173ZM14 252V254H16ZM164 252H166V251H164ZM171 252V254H172V251H170ZM170 252H167L168 254L170 253ZM245 252V251H244ZM246 252H248V250L246 251ZM123 254H125L124 252H122ZM130 253V252H129ZM241 253V252H240ZM18 254V253H17ZM28 254V253H27ZM244 254V253H243ZM247 254H249V253H247ZM52 255V256H51ZM119 255H122L121 253L119 254ZM12 256H13V254H12ZM11 256V257H12ZM25 256H26V254H25ZM51 256V257H50ZM124 256V255H123ZM172 256V255H171ZM241 256V255H240ZM248 256H250V255H248ZM117 257V256H116ZM236 257H237V255H236ZM118 258V257H117ZM122 258V257H121ZM165 258L167 259V260H165ZM174 258H175V256H174ZM215 258V257H214ZM247 258V257H246ZM246 258L244 259V261L246 260ZM145 259V258H144ZM172 259V258H171ZM170 259V260H171ZM240 259V258H239ZM12 260H13V257H12ZM24 260V259H23ZM127 260V259H126ZM172 260H174V259H172ZM233 260V259H232ZM235 260H237V259H235ZM234 260V261H235ZM248 260V259H247ZM19 261H21V260H19ZM18 260H17V262H19ZM111 261V260H110ZM138 261V260H137ZM147 261V262H148ZM213 261V260H212ZM225 261V260H224ZM125 262V261H124ZM124 262H123V264H124ZM132 262V260L130 261V264H132L131 263ZM140 262V261H139ZM7 263H4V264H7ZM9 263V264H10ZM21 263H22V261H21ZM111 263V262H110ZM165 263H167V262H165ZM171 263V262H170ZM175 263V262H174ZM113 264V263H112ZM118 264V263H117ZM126 264V263H125ZM128 264H129V262H128ZM140 264V263H139ZM148 264V263H147ZM168 264V263H167Z\"/></svg>","mask_w":264,"mask_h":264}]
</instances>
